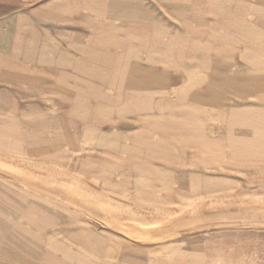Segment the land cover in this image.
I'll return each mask as SVG.
<instances>
[{"label": "rangeland", "instance_id": "1", "mask_svg": "<svg viewBox=\"0 0 264 264\" xmlns=\"http://www.w3.org/2000/svg\"><path fill=\"white\" fill-rule=\"evenodd\" d=\"M106 9L0 0V264H160L163 242L171 258L192 251L183 264H264V141L231 139L222 101L154 100L153 67L179 58L145 52L143 35L102 19ZM168 112L181 114L172 141L189 146L180 165L161 163L182 151L162 147ZM168 165L207 170L184 182L200 194L185 212L163 209L177 188ZM206 206L214 212H197Z\"/></svg>", "mask_w": 264, "mask_h": 264}, {"label": "crops", "instance_id": "2", "mask_svg": "<svg viewBox=\"0 0 264 264\" xmlns=\"http://www.w3.org/2000/svg\"><path fill=\"white\" fill-rule=\"evenodd\" d=\"M98 3L107 5L102 19L125 24L133 36L143 35L146 40L145 52L175 54L179 58L175 65L164 64L162 68L159 67V71L157 67H153L150 84L152 88L158 85V90H161L158 94L152 93L157 95L153 97L154 100L168 104L173 102V107L187 106L177 102L222 101V113L233 119H229V124H224V132L231 139L239 141L242 148L262 147L264 0H98ZM155 77L159 78L154 79ZM171 105L165 107L169 108ZM180 115L176 112L165 115L174 119L162 129L165 135L170 134L165 137L167 141L162 143V147L168 151L181 149V154L169 152L171 154L161 163L180 165L182 162L178 161L183 159V148H189L187 144L172 141V134L180 133V130L175 132L170 127L177 125L175 116ZM196 129L193 130L196 134L191 146L193 148L199 147L201 139V130L199 127ZM214 131L218 133L219 129ZM192 157L195 164H200V160L207 156L192 154ZM166 171L170 173L167 180L176 182L177 188L174 193L166 196L173 203L163 209L172 208L174 212H185L184 201L200 194H193L192 189L184 188V182H197L201 178H207V170H185L168 165ZM185 175L189 178H185ZM151 208L146 212L157 211L154 207ZM211 209L213 208L206 206L203 210L192 208L189 211L198 210L197 212L211 214L214 212ZM122 243L127 245L123 248V251L128 252L125 259H133L131 255L135 254L133 245L136 244L131 241ZM160 245V252L155 254L160 264H183L184 252H192L179 249L173 252L175 257L171 258L164 252L166 248L163 245L166 244L163 242ZM113 249L114 260L120 253L117 252L116 245ZM143 251L145 260L154 252L151 247H146Z\"/></svg>", "mask_w": 264, "mask_h": 264}]
</instances>
